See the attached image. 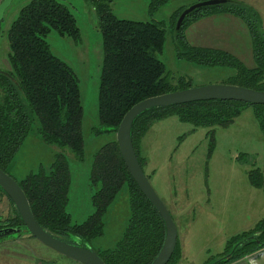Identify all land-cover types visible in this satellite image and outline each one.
<instances>
[{
	"label": "trees",
	"instance_id": "obj_1",
	"mask_svg": "<svg viewBox=\"0 0 264 264\" xmlns=\"http://www.w3.org/2000/svg\"><path fill=\"white\" fill-rule=\"evenodd\" d=\"M88 1L97 15L102 40L99 127L93 132L116 133L132 106L150 97L189 89L190 80L180 77L175 83L171 82L164 64L156 58V54L162 53L166 40L164 22L118 19L111 13L113 0ZM169 1L148 0L149 15H154ZM185 9H177L169 18L176 57L204 67L233 68L235 75L226 79L224 84L264 91V31L257 12L242 2L227 0L222 5L192 11L175 30L176 20ZM218 12L231 14L246 25L251 38L253 69L245 68L227 52L188 44L184 35L186 28L196 20ZM51 30L59 35L78 37L74 16L58 0H31L19 11L8 30L9 70L0 72V169L4 172L33 127L45 144L68 148L78 160L83 159L78 81L72 70L50 52L45 39ZM245 106L253 108L264 137V105L214 100L151 108L141 113L133 121L130 131L141 169L145 161L141 156V141L154 121L175 115L194 127H226ZM91 181L100 184L91 199L95 211L78 225L71 224L65 210L69 175L63 154L56 155L48 173L41 170L29 174L17 184L43 230L58 240L81 247L103 234V217L125 186L129 216L122 239L114 249L97 254L105 264H151L163 245L165 224L131 178L116 141L106 144L95 155ZM249 181L253 187L264 190V176L259 169L249 173ZM0 194L12 206L8 218L0 216V230L25 229L17 209L1 188ZM252 234H256L254 238L240 241ZM263 247L264 218L248 234L233 236L221 254L223 258L220 255L211 264H232ZM178 251L177 239L168 264L173 263L174 257L178 259Z\"/></svg>",
	"mask_w": 264,
	"mask_h": 264
},
{
	"label": "rangeland",
	"instance_id": "obj_2",
	"mask_svg": "<svg viewBox=\"0 0 264 264\" xmlns=\"http://www.w3.org/2000/svg\"><path fill=\"white\" fill-rule=\"evenodd\" d=\"M30 1L13 0L0 21V72L9 70V27ZM58 1L74 16L78 37L59 35L51 30L45 40L50 52L72 70L78 81L83 159L78 160L68 148L45 144L33 127L5 173L16 182L41 170L48 173L56 155L63 154L69 175L65 210L71 224L78 225L95 211L91 199L100 189V184L91 181L95 155L116 140V133L93 132L99 127L98 92L102 68L97 15L88 0ZM241 1L261 7L258 16L264 31V0ZM197 2L170 0L152 16L148 13V0H113L110 9L118 19L164 22L166 40L162 53L156 54V58L164 64L171 82L182 77L190 80L191 88L224 84L235 75V69L199 66L180 60L175 54L169 18L177 9ZM239 61L247 69L255 66L254 62ZM140 151L145 160L143 171L177 229L179 256L174 257L172 264H211L226 251L233 236L248 234L264 218V190L253 187L249 181V173L254 169H259L264 176V137L251 106L243 107L226 127H194L175 115L154 121L142 138ZM11 214L12 206L0 194V216L8 218ZM128 216L124 186L103 217V234L88 247L96 253L114 249L122 239ZM253 235L256 234L240 241L254 238ZM11 259H20V264H76L27 232L9 235L0 241V260L10 262ZM232 264H264V247Z\"/></svg>",
	"mask_w": 264,
	"mask_h": 264
},
{
	"label": "water",
	"instance_id": "obj_3",
	"mask_svg": "<svg viewBox=\"0 0 264 264\" xmlns=\"http://www.w3.org/2000/svg\"><path fill=\"white\" fill-rule=\"evenodd\" d=\"M12 1L13 0H2L0 2V21ZM225 3H227V0H207L197 2L187 7L177 18L175 30H178L182 26L184 19L192 11L202 7L218 6ZM214 100L264 105V91H257L229 84H220L189 88L150 97L132 106L122 118L116 131L115 141L131 178L134 180L143 196L159 213L165 224L166 235L163 245L151 264H168L170 262L177 243V229L169 211L155 193L137 160L130 135L132 123L137 116L151 108ZM0 188L17 209L23 226L25 227V229L5 228L0 230V241L12 234L27 232L46 247L78 264H105L98 254L88 247V244L83 247L78 244H69L56 239L43 230L34 219L28 200L22 189L14 179L1 169Z\"/></svg>",
	"mask_w": 264,
	"mask_h": 264
},
{
	"label": "crops",
	"instance_id": "obj_4",
	"mask_svg": "<svg viewBox=\"0 0 264 264\" xmlns=\"http://www.w3.org/2000/svg\"><path fill=\"white\" fill-rule=\"evenodd\" d=\"M246 5L260 16L261 7ZM184 35L191 46L222 50L239 60H246L249 64L254 62L251 56L252 46L248 29L241 19L231 14L218 12L200 18L186 28ZM0 264H20V259H11L10 262L0 260Z\"/></svg>",
	"mask_w": 264,
	"mask_h": 264
}]
</instances>
